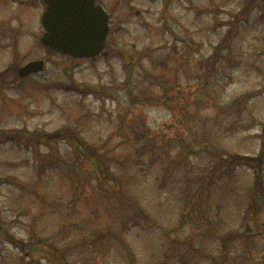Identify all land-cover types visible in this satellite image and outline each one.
<instances>
[{"label":"rangeland","instance_id":"obj_1","mask_svg":"<svg viewBox=\"0 0 264 264\" xmlns=\"http://www.w3.org/2000/svg\"><path fill=\"white\" fill-rule=\"evenodd\" d=\"M98 2L111 18L108 48L72 59L40 45L38 0H0V18L29 28L15 41L0 35V264H52L55 254L67 264H264V203L248 214L252 169L236 166L201 199L194 191L202 175L215 178L205 174L215 154L259 152L264 0ZM32 60L44 69L19 79ZM64 127L105 156L103 186L119 196L100 191L68 143L38 146L57 154L43 171L34 147L8 135ZM112 223L121 237L85 244ZM8 235L33 245L24 255Z\"/></svg>","mask_w":264,"mask_h":264},{"label":"trees","instance_id":"obj_2","mask_svg":"<svg viewBox=\"0 0 264 264\" xmlns=\"http://www.w3.org/2000/svg\"><path fill=\"white\" fill-rule=\"evenodd\" d=\"M222 46V45H221ZM262 129V136L260 137L261 143L259 152L255 155H241V154H231V153H224L223 155L215 154L214 155V165L213 167H210L209 171L205 174H211L215 178H213L210 182H206L205 179L202 178V176L199 178L200 183L199 185L194 189V191L197 192L198 199H201L203 194L210 190L211 186L215 182H219L224 179L226 176H229L232 172L231 170L235 168L236 166H245L252 169L253 172V189L251 191L252 193V199L253 203L250 207V210H248V214L253 215L257 214V206H258V200L261 203H264V185H263V175H264V124ZM5 135L9 132L3 131ZM11 136L12 139L15 142H22L24 144H27V146H33L35 149L34 155L36 156L35 159L38 161L36 164L41 170H46L48 168H52L54 164V157L57 156L55 151H50L49 153L40 154V151L38 149V146L40 144H46L51 145L55 144L59 141H64L70 145L74 153H84L86 157L90 160L92 164V170L97 174V186L100 188L101 192H105L106 196L108 197H114L119 196V193L115 191V189H112L111 187H108L107 185L103 186V183L110 180L109 173L110 168L109 165L106 164L105 156H99L93 148H89L85 142L77 136V133L74 129L64 127L52 132H21L20 130L17 131H11V133L8 134ZM14 138V139H13ZM204 174V175H205ZM69 179L72 183H74L75 176L72 174L69 176ZM209 185V186H207ZM259 208V206H258ZM119 232L116 233L114 231V224L108 225L107 231H99L97 237H91L86 232L85 233V244L86 245H94L95 247L97 244H101L105 239H107L110 234L112 236L119 238L122 236L121 230H118ZM248 234H250V231H247L245 233H235L232 235H229L228 237H236L238 239H241L243 237H247ZM9 240L18 248H20L22 251H24V255L27 251H25V248L28 246H31L33 244L24 242L18 238H15L12 235H8ZM123 244H125L124 241H122ZM45 253L51 254V252L46 251ZM47 258L49 255L46 256ZM56 261H51L52 264H67V262L60 256L56 255Z\"/></svg>","mask_w":264,"mask_h":264},{"label":"water","instance_id":"obj_3","mask_svg":"<svg viewBox=\"0 0 264 264\" xmlns=\"http://www.w3.org/2000/svg\"><path fill=\"white\" fill-rule=\"evenodd\" d=\"M47 9L42 16L45 34L41 42L52 50L75 58L91 57L104 47L108 32L107 14L95 0H44ZM43 61H31L17 74L25 77L38 72Z\"/></svg>","mask_w":264,"mask_h":264},{"label":"flooded vegetation","instance_id":"obj_4","mask_svg":"<svg viewBox=\"0 0 264 264\" xmlns=\"http://www.w3.org/2000/svg\"><path fill=\"white\" fill-rule=\"evenodd\" d=\"M96 1L105 9V6H103L100 2H98V0ZM0 20H1V23H0V35L1 36H10V37L14 36L15 37L16 35L21 34V33L27 34L26 31L29 30L27 25H22V23H19V28L12 27L11 17H8V19L3 18ZM110 26H111V22H110Z\"/></svg>","mask_w":264,"mask_h":264}]
</instances>
